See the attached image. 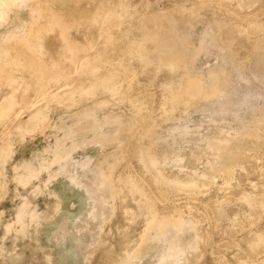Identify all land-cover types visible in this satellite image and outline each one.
<instances>
[{
  "label": "rangeland",
  "instance_id": "rangeland-1",
  "mask_svg": "<svg viewBox=\"0 0 264 264\" xmlns=\"http://www.w3.org/2000/svg\"><path fill=\"white\" fill-rule=\"evenodd\" d=\"M0 264H264V0H0Z\"/></svg>",
  "mask_w": 264,
  "mask_h": 264
}]
</instances>
